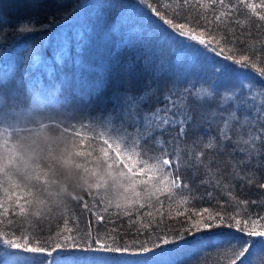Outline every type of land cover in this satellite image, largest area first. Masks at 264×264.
I'll list each match as a JSON object with an SVG mask.
<instances>
[{
  "label": "snow or ice",
  "instance_id": "obj_1",
  "mask_svg": "<svg viewBox=\"0 0 264 264\" xmlns=\"http://www.w3.org/2000/svg\"><path fill=\"white\" fill-rule=\"evenodd\" d=\"M197 3L204 10L198 19L179 11L192 0H181L171 14V5L160 0H123L116 7L129 13L124 23L135 33L131 43L143 47L146 57L156 43L178 42L194 66L200 64L206 74L217 77L231 76L239 90L252 92L253 84L244 81L252 80L253 73L264 78V40L259 49L248 52L243 49L246 37L253 35L250 30L221 37L216 32L221 23L231 27L233 21H254L255 28L264 30V0ZM241 15L244 21L238 19ZM35 30L27 24L18 29ZM185 93L177 99L166 97V109L156 108L137 119L135 134L125 127L123 115L87 122L72 117L76 123H70L37 110L0 106V264H200V257H186L209 250L205 264L212 254L215 264H264V174L261 165L253 163L264 158V107L257 109V119L245 114L240 121L235 111L231 114L240 125L236 140L226 131L230 125L224 119L218 141L195 138L181 148L178 142L195 119L184 111L188 99L195 98L192 89ZM196 96L211 98L213 92L201 88ZM245 125L248 138L241 139ZM177 126L176 139H165ZM228 143L234 147L221 165L207 150L220 153ZM237 152L243 158L233 159ZM188 172L192 180L206 178L190 186ZM76 187L78 192L70 191ZM245 187L257 189L260 198H240ZM198 188L205 190L197 195ZM73 203L94 217L83 230L69 227ZM146 206L155 212L145 211L141 218ZM253 207L261 211L253 212ZM113 208L117 216L128 217L130 228L137 223L132 219L136 212L141 223L131 239L120 228L99 230L115 223L107 218ZM44 221L57 222L46 236L39 227ZM93 223L99 226L95 232Z\"/></svg>",
  "mask_w": 264,
  "mask_h": 264
},
{
  "label": "trees",
  "instance_id": "obj_2",
  "mask_svg": "<svg viewBox=\"0 0 264 264\" xmlns=\"http://www.w3.org/2000/svg\"><path fill=\"white\" fill-rule=\"evenodd\" d=\"M121 2L123 0H0V106L5 110H37L44 116L70 123H76L72 117L84 118L87 122L88 118L98 116L123 115L125 127L135 134L139 128L137 119L151 114L156 108L166 109L169 106L166 97L177 99L187 95L185 89H192L195 98L188 99V107L184 111L195 119L188 125L187 136L180 138L179 146H190L195 138L201 137L205 143L209 137L218 141L224 119H228L230 125L226 131L236 140L240 125L231 119V114L235 111L240 121L245 114L258 118L257 109L264 107V95H261L264 78L253 73L252 80L244 81L246 85L253 84L252 92L247 88L241 91L231 76L217 77L212 73L206 74L200 64L194 66L178 42L156 43L146 57L143 47H134L131 43L135 33L124 23L129 13L116 7ZM179 2L181 0H160L161 5H171L169 14ZM179 11L182 16L192 19L204 14L197 0H192L190 6ZM208 15L211 17V11ZM87 19L90 24L86 23ZM238 19L244 21L246 17L241 15ZM94 23L95 27L92 26ZM254 23L238 25L233 21L231 27L221 23L216 35L221 37L231 31L250 30L253 35L246 37L243 50L251 52L259 49V41L264 40V30L255 28ZM24 24L36 30L19 32ZM42 25L47 27L41 30ZM201 88L210 89L213 96H196V91ZM178 103L182 104L183 100ZM259 126L257 122L255 127ZM247 127L245 125L241 129L244 133L241 139L248 138ZM169 132L171 134L165 139L175 140L179 127L170 128ZM233 147L228 143L226 151L218 153L209 149L207 152L223 165ZM241 158L243 154L238 152L233 157L235 160ZM253 163H259L260 172L264 174V158ZM187 175L190 186H198L200 179L206 178L201 175L199 179L192 180V173ZM204 190L198 188L196 194L200 195ZM236 190L239 192L238 182ZM239 195L240 198H260L255 188L245 187ZM153 203L155 205V200ZM99 207L103 208V205ZM72 208L75 215L68 217L69 227L83 230L90 220H94L89 213L82 214L79 205L73 203ZM149 210L155 212V207L148 209L146 206L140 210V217L143 218V213ZM163 210L168 211L167 201ZM251 210L261 211L259 207ZM110 213L107 218L115 223L102 227L93 223V232L98 227L101 231L115 227L128 232L126 238L131 239L141 223L136 212L132 213V219L137 221L133 228L128 225V217L117 216L114 208ZM172 214L175 215V209ZM56 223L44 221L39 225L44 229L41 234L46 236L49 228L54 231ZM59 224L62 226V220ZM209 253L211 250L204 255L199 251L192 252L186 259L195 261L200 257V264H205L204 256ZM212 255L213 259L208 264H215Z\"/></svg>",
  "mask_w": 264,
  "mask_h": 264
},
{
  "label": "clouds",
  "instance_id": "obj_3",
  "mask_svg": "<svg viewBox=\"0 0 264 264\" xmlns=\"http://www.w3.org/2000/svg\"><path fill=\"white\" fill-rule=\"evenodd\" d=\"M70 191H79V187H76V188H73V189H70Z\"/></svg>",
  "mask_w": 264,
  "mask_h": 264
},
{
  "label": "rangeland",
  "instance_id": "obj_4",
  "mask_svg": "<svg viewBox=\"0 0 264 264\" xmlns=\"http://www.w3.org/2000/svg\"><path fill=\"white\" fill-rule=\"evenodd\" d=\"M33 53H35V52H33ZM33 53H31V54L34 55Z\"/></svg>",
  "mask_w": 264,
  "mask_h": 264
},
{
  "label": "bare ground",
  "instance_id": "obj_5",
  "mask_svg": "<svg viewBox=\"0 0 264 264\" xmlns=\"http://www.w3.org/2000/svg\"><path fill=\"white\" fill-rule=\"evenodd\" d=\"M201 254V253H200ZM204 255V254H203ZM192 257V256H191Z\"/></svg>",
  "mask_w": 264,
  "mask_h": 264
}]
</instances>
